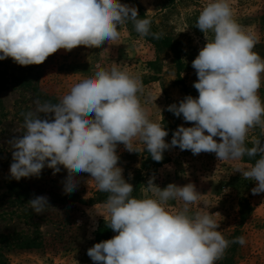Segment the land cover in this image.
<instances>
[{"label": "clouds", "instance_id": "1", "mask_svg": "<svg viewBox=\"0 0 264 264\" xmlns=\"http://www.w3.org/2000/svg\"><path fill=\"white\" fill-rule=\"evenodd\" d=\"M128 21L137 33L149 34L151 20L120 0H0V60L11 58L26 67L43 64L60 49L101 48L117 40L119 27ZM195 27L204 34L211 31L213 38L205 35L207 42L192 61L198 97L187 95L167 106L193 125L178 126L170 143L168 131L140 103V80L115 64L97 66L93 76L77 82L58 103L37 102L24 115L22 135L8 142L11 179L39 178L45 167L56 175L63 166L68 173L65 194L77 189L81 174L108 193L104 212L89 214L102 215L117 235L87 249L94 264H216L230 243H245L243 237L225 239L213 218L216 213L190 214L189 205L201 195L193 183L161 189L153 176L146 187L157 198L138 199L118 166L120 144L137 153L141 149L136 145H142L156 162L175 147L193 155L215 153L218 160L258 156L236 172L256 182L253 195L264 193V141L256 140L250 148L245 144L252 128H264V103L258 96L264 59L253 51L257 38L235 22L228 0H209ZM177 199L183 207L169 212L166 203ZM28 204L37 215L53 207L45 195Z\"/></svg>", "mask_w": 264, "mask_h": 264}, {"label": "rangeland", "instance_id": "2", "mask_svg": "<svg viewBox=\"0 0 264 264\" xmlns=\"http://www.w3.org/2000/svg\"><path fill=\"white\" fill-rule=\"evenodd\" d=\"M120 2L140 8L152 19L158 34L179 44L180 76L192 96L198 97L193 87L197 75L192 61L206 44L205 35L212 39L213 33L204 34L195 26L209 0ZM228 3L235 22L257 38L253 51L264 59V0H228ZM119 32L117 40L108 41L101 48L60 49L40 65L23 67L11 58L0 60V76L6 80L5 90L0 93V264H94L87 249L96 243L94 232L98 224L105 222L102 215L89 214L103 213L104 209L103 203L97 202L100 191L87 174L77 176L79 184L71 194L63 192V181L68 174L63 166L56 175L45 167L39 178L19 181L10 178L12 152L8 142L22 135L24 115L34 111L37 102L58 103L77 82L93 76L97 66L110 68L115 64L140 80L142 91L137 95L150 119L165 129L172 128L166 142L170 143L178 126H193L182 116L176 119L167 111V106L178 104L184 97L176 83L177 68L172 52L160 48L150 34L137 33L131 21L121 25ZM258 96L264 103V73ZM215 139L219 142L218 137ZM256 140L264 141V128L260 126L247 134L246 142L251 146ZM136 146L141 149L138 153L128 152L123 144L118 145L117 152L118 166L124 169L126 180L143 176L138 199L157 198L146 187L153 176L161 189L169 183L179 186L193 183L201 195L196 203L189 205L190 214L216 213L213 218L225 239L245 240L243 245L230 243L216 264H264V193L253 195L251 189L256 182L236 172L237 168L253 165L247 155L240 160H218L215 153L193 155L190 150L175 147L163 153L160 165L143 170L147 154L142 145ZM40 195L47 196L53 207L37 215L28 201ZM165 207L174 212L183 207V202L169 200Z\"/></svg>", "mask_w": 264, "mask_h": 264}, {"label": "trees", "instance_id": "3", "mask_svg": "<svg viewBox=\"0 0 264 264\" xmlns=\"http://www.w3.org/2000/svg\"><path fill=\"white\" fill-rule=\"evenodd\" d=\"M138 9H139L138 13L140 15V18H147L142 13V11L140 10V8H138ZM148 19H150L151 22H152V19L151 18H148ZM149 34L155 40V43L160 48L165 49V50H169L170 52H172V54H173V56L175 58L176 68H177V80H176V83L181 86V89H182V92L184 94V97L187 96V95H191L192 96L190 90L186 87V85L184 84L183 79L180 76L182 62H181V58H180L181 48H180L179 44L178 43H173L170 40H167V39L163 38L153 28L152 23H151V27H150ZM153 34H158L159 38H155ZM6 60L7 59L2 60V61H6ZM0 74H2L1 71H0ZM5 85H6V80L2 76H0V93L5 90ZM176 119H178V117H176ZM166 130L170 134L171 131H172V128H167ZM245 144H246V147H249V148L252 147L246 141H245ZM146 154H147L146 155V158L144 159L143 164H142L143 165V168H142L143 170L149 169V167L151 165H155L154 167L160 165L161 162H156V161L152 160L151 156L147 152H146ZM258 158L259 157L257 156L255 158H250V159H251L252 163L254 164L255 163V160L258 159ZM142 181H143V176L142 175H137V176H135L130 181V183H132L133 186H134V191L132 193V196L135 197V198L138 197V194H139V191H140V188H141ZM107 196H108V193H104V192H101L100 191L99 193H97V197H98L97 198V202L98 203H104L106 201V199H107ZM116 234L117 233H115L109 227H107L106 222L101 221L98 224V227H97V229L94 232V240H95L96 243H98V242H101V241H104V240H107V239H111L113 237V235H116Z\"/></svg>", "mask_w": 264, "mask_h": 264}]
</instances>
